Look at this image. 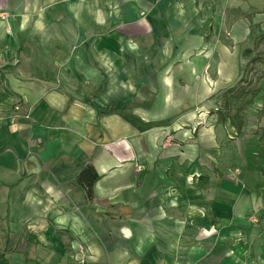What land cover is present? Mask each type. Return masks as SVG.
<instances>
[{"label":"crops","instance_id":"0c3cea01","mask_svg":"<svg viewBox=\"0 0 264 264\" xmlns=\"http://www.w3.org/2000/svg\"><path fill=\"white\" fill-rule=\"evenodd\" d=\"M29 1L34 9L42 3ZM118 1H130L138 12L144 11L154 32L159 31V25L164 30L182 28L183 20H199V25L186 23L183 30L188 36L200 35L202 40L210 32L206 22L214 17L208 11L210 6L235 3L198 0L205 13L195 10L197 16L191 11L195 0ZM163 3L174 7L162 11ZM97 14L94 11L91 17L100 18ZM171 30L165 35H172ZM5 41L0 42V66L14 57L13 47ZM107 48L103 72L94 70L101 68L96 60L74 63L83 69L77 70V79L97 86L100 95L80 97L79 90L70 95L63 89L64 93L45 92L37 83L39 94L34 100L23 90L20 118L6 121L17 96L0 87V181L8 186L12 236L23 234L25 240L40 242L46 255L43 258L55 261L53 264H69L72 253L68 245L75 250L82 245L87 248L85 264H258V258L264 264V237L254 238L258 230L248 217L260 208L256 187L264 186V171L258 172V166L248 160L249 152L257 154L255 147L260 142L251 117L263 109L262 101L259 98L244 116L240 132L235 114L223 117L218 108L210 109L217 104L211 107L207 102L231 80L224 79V62L209 56L218 53V48L227 56V48L205 43L197 57L182 45L166 54L153 40L144 49L163 54L147 61L153 69L151 75L142 70L145 63L138 59L143 49H133L134 58L128 59L112 45ZM202 48L207 55H202ZM177 49L187 51L183 56L190 64L182 55L173 58ZM34 52L30 58L24 53L23 61L40 67L38 75L45 79L44 84L57 80L63 59L40 49ZM129 68L140 70L129 75ZM133 81L162 84L165 89L169 84H194V91L182 98L192 101L198 90L205 104L194 118L182 113L180 103H172L178 99L175 91L173 95L159 90L154 94L153 99H161L162 106L137 101L138 93L128 92ZM209 84L216 90H209ZM177 92L184 94V90ZM135 98L132 108L126 100ZM105 100L114 104L105 109ZM259 163L264 168V155ZM88 165L99 175L91 201L78 183ZM44 244L53 246L47 249ZM7 264H12L9 259Z\"/></svg>","mask_w":264,"mask_h":264},{"label":"rangeland","instance_id":"374dc122","mask_svg":"<svg viewBox=\"0 0 264 264\" xmlns=\"http://www.w3.org/2000/svg\"><path fill=\"white\" fill-rule=\"evenodd\" d=\"M45 1L47 0H42V3L37 4L39 8L34 9L32 7L34 4H30L29 0H0V42L6 39V45L13 47L14 50V57L8 61L6 60V64L0 66L2 72L0 74V87H3L8 94L17 96L10 115L5 119L6 121L13 119L15 116L16 119L20 118L23 90L28 91L31 99L34 100L36 95L39 94V89H35L37 83L41 84V89L45 92L58 91L64 93L63 91H67L68 94L72 95V93L79 90L80 97L100 95L102 91L97 86L93 84L89 86L86 81L84 83L77 79V70L83 69H77L74 67V63L78 59L96 60L101 68L97 67L94 70L103 72L105 71L104 61L109 57L105 53V49H109L108 46L112 45L117 51L121 50V54L128 59L134 58L133 49L138 51L143 49L138 52V59L145 63L146 67H143L142 70L151 75L153 69L148 62L163 54L159 50L158 52H152L144 49L152 44L153 40L165 49L166 54H168V49L172 47L181 48L183 45V48L191 50V55L197 57H199L198 54H201V51H198L201 45L203 46L205 43L207 45L222 44L228 50L227 56L219 52L220 48L216 50L218 53L213 51L209 56L213 60L217 58L220 59L221 63L224 62V79L231 80L225 82L223 90L213 97L214 99L207 102L211 107H213V104L214 106L217 104V107L210 109H214V111L221 110L223 117L233 116L239 111L240 117L244 118L250 109H253L259 98L261 99L263 109L261 111L257 110V116L252 115L251 117V122L256 125L253 127H257L255 132L260 135V142L255 147L257 154L249 152L248 160L254 166H258L256 168L258 172L264 171L259 163L261 156H263L261 148L264 147V0H235L233 1L235 3L230 2L224 7L221 4L210 6L211 9L208 11L214 17L211 20H206L207 22L204 21V23H207L210 32L203 40L198 34L188 36L184 33L183 26L186 23L190 22L192 26L193 24L199 25V20L194 19L181 21L183 23L182 28L168 27L174 29L171 30L173 34L170 36L165 35V31H169V29H161V25L158 26L159 31L155 30L154 32L152 21L147 19L144 11V13L138 12V9L130 1L127 3H120L118 0H58V3L50 1L46 3ZM195 1L196 3L191 6V11L193 13L195 10L198 12L205 11L198 0ZM173 7L174 5L163 3L160 4L159 8L162 11H169ZM94 11L99 13L97 16L99 15L100 18L91 17ZM216 13H218L217 17ZM195 14L198 16V13L195 12ZM103 15H107L108 19L102 18ZM171 24H173L172 21ZM109 35H111L112 42ZM26 49H31L32 53H25ZM38 49L43 50V53L49 56L56 53L59 60L63 59L64 65L58 70V79L51 83L48 80V85L44 84L45 79L38 75L40 67H35L34 63L23 61L24 53L30 58L35 54L34 51ZM201 50L205 51L202 55L208 54L205 48ZM172 54L175 59L181 58L182 55V60L190 64V60L184 59L183 56V54H187V51L182 53L177 49ZM231 54L235 57L233 63H231L233 57ZM195 59L199 63L200 59ZM84 70L87 71L88 69ZM135 70L140 69L129 68V75L135 74ZM237 70L239 71L238 75ZM179 72L181 76H185L182 69H179ZM168 74L170 73L168 72ZM171 85H167V89H165L162 84L133 81L128 84V92L131 95H135V92H137L139 99L137 101L149 104L154 102L157 107L163 103L161 99H153L158 90L161 93L169 92V94L175 91L178 94L174 95L178 99H173L172 103H180L179 107H182V113L184 115L192 114L195 118V114L201 109V105L205 104V101L199 98L198 90L194 92L193 96L196 95L192 101L182 98V96L187 97L190 91H194L195 85L184 82L173 84L172 87ZM102 86L107 87L105 83ZM209 88L212 91L216 90L213 84H209ZM183 90V95L177 92ZM255 91H259V95L251 100V104L246 103ZM76 100L82 103L85 102L84 99ZM126 101L133 108L136 98L127 99ZM104 102L105 109L108 105L112 106L114 104V101L111 104H108L109 100ZM7 188L8 186L0 181V250L6 252L7 260L9 259L12 264H29V262L53 264L55 261L43 258L46 255L43 253L45 250L41 249L40 242L25 240L27 238L23 234H21L22 236L17 234V237L12 236L8 226L9 194ZM256 205L260 208L253 210L248 217L255 223L258 235L254 238L258 240L264 237L263 199L256 197ZM240 245H243V243H240ZM43 246L48 249L49 247L52 248L53 245L44 244ZM68 247H70L68 251L72 253L68 256L69 264H80L81 260L84 261L83 264L86 263L87 248L84 245L77 250L71 245H68ZM259 249L260 246L257 247L256 252ZM24 256L27 257L26 260L23 259ZM256 262L261 263L259 258L256 259Z\"/></svg>","mask_w":264,"mask_h":264},{"label":"trees","instance_id":"16d2710c","mask_svg":"<svg viewBox=\"0 0 264 264\" xmlns=\"http://www.w3.org/2000/svg\"><path fill=\"white\" fill-rule=\"evenodd\" d=\"M259 93H260L259 91L253 92L251 94L252 96L250 100H248L246 103L251 104L252 103L251 100H254L259 95ZM235 126L237 127L239 132L242 130L244 126L243 118L240 117L239 111L237 112V114H235ZM261 153L262 155H264V147L261 148ZM98 179H99V175L92 165L86 166L81 171L78 177V183L84 189L86 197L89 201L93 199L94 184L95 182L98 181ZM255 194L258 197L262 198L264 202V186L263 185L256 187ZM0 264H7V254L6 252L1 251V250H0Z\"/></svg>","mask_w":264,"mask_h":264},{"label":"built area","instance_id":"2783aa9c","mask_svg":"<svg viewBox=\"0 0 264 264\" xmlns=\"http://www.w3.org/2000/svg\"><path fill=\"white\" fill-rule=\"evenodd\" d=\"M83 263H84V261L81 260V261H80V264H83Z\"/></svg>","mask_w":264,"mask_h":264}]
</instances>
